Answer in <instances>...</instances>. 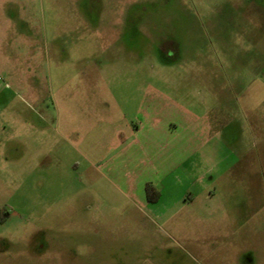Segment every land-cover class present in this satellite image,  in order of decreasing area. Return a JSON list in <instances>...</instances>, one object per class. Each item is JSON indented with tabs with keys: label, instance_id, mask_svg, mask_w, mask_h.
<instances>
[{
	"label": "rangeland",
	"instance_id": "374dc122",
	"mask_svg": "<svg viewBox=\"0 0 264 264\" xmlns=\"http://www.w3.org/2000/svg\"><path fill=\"white\" fill-rule=\"evenodd\" d=\"M150 88L162 126L261 152L249 214L230 198L249 161L212 182L192 156L162 216L115 180L100 139L137 130ZM0 92L54 121L27 186L0 170V264H264V0H0Z\"/></svg>",
	"mask_w": 264,
	"mask_h": 264
},
{
	"label": "crops",
	"instance_id": "0c3cea01",
	"mask_svg": "<svg viewBox=\"0 0 264 264\" xmlns=\"http://www.w3.org/2000/svg\"><path fill=\"white\" fill-rule=\"evenodd\" d=\"M6 103V98L0 92V170L14 177L16 186L19 185L20 189L27 186L25 182L31 181L35 171L42 168L48 160L49 152L53 150V141L48 132L53 128L54 121L49 113L34 112L30 117L23 116L19 109L14 106L8 108ZM163 109L162 93L156 89H147L135 113V118L140 122L137 130L118 126L110 136L100 139L101 146L108 144V148L119 150L118 161L114 164L115 180L129 188L150 213L162 216V209H168L177 203L169 196L173 187L177 189L179 182L189 180V173L184 174L182 168L192 156L200 153L194 169L206 165L212 182L216 179L215 164L225 165L222 166V177L227 181V173L231 169L249 161L248 174L239 171L237 176L238 192L231 191L230 194V198L237 201L239 213L249 214L252 207L263 198L261 152L258 155L255 153L253 157L251 151L241 145L230 146L220 140H199L197 128L188 127L183 130L174 121L169 126H162ZM182 133L187 136L184 140ZM85 145L98 148L93 142L86 141ZM32 155L40 157L35 160ZM234 179L232 178L233 181ZM198 180L202 181L201 178ZM148 185L153 189L151 200L147 192ZM186 196L193 199L194 192L188 189ZM183 197L185 199L181 194L178 200ZM166 200L170 203L165 202ZM246 222V227L258 226L249 225L248 220Z\"/></svg>",
	"mask_w": 264,
	"mask_h": 264
},
{
	"label": "trees",
	"instance_id": "16d2710c",
	"mask_svg": "<svg viewBox=\"0 0 264 264\" xmlns=\"http://www.w3.org/2000/svg\"><path fill=\"white\" fill-rule=\"evenodd\" d=\"M152 186L151 185H148L147 186V192H148V195H149V199L151 200V194H152ZM159 194H157V196H158ZM0 221H1V219H0Z\"/></svg>",
	"mask_w": 264,
	"mask_h": 264
}]
</instances>
